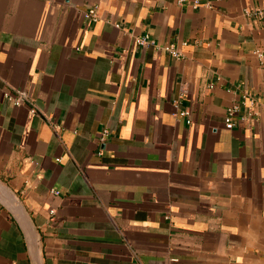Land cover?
Returning a JSON list of instances; mask_svg holds the SVG:
<instances>
[{"label":"crops","instance_id":"obj_1","mask_svg":"<svg viewBox=\"0 0 264 264\" xmlns=\"http://www.w3.org/2000/svg\"><path fill=\"white\" fill-rule=\"evenodd\" d=\"M193 1L0 0V264H264V0Z\"/></svg>","mask_w":264,"mask_h":264},{"label":"built area","instance_id":"obj_2","mask_svg":"<svg viewBox=\"0 0 264 264\" xmlns=\"http://www.w3.org/2000/svg\"><path fill=\"white\" fill-rule=\"evenodd\" d=\"M177 1H178V3L182 2V0H177ZM192 5H193V7H197L199 5V1L194 0ZM82 18L87 23H95L97 20L96 8L93 7V8L88 9L87 11L83 12ZM115 27H117V26H115ZM137 43L142 45V46H145L149 42H148L147 38H139L137 40ZM165 50L171 51L173 56H175V57L178 55L176 52L171 50V48H165ZM5 99L9 103H11L13 106H20V105L24 104L25 96L20 92L7 93L5 95ZM247 102H248V105L246 106L247 114L245 117H256L258 114L256 112L255 102L252 99H247ZM242 104L244 105V103H242ZM237 110H238V106L235 104L226 111V116L224 119V126L226 129H231L233 127L234 123H233L232 117L235 115ZM181 115H185V114L182 113ZM241 120H243V118H241ZM188 123H189V121H188ZM107 135H108V131L104 129L101 132L100 141L105 140Z\"/></svg>","mask_w":264,"mask_h":264}]
</instances>
